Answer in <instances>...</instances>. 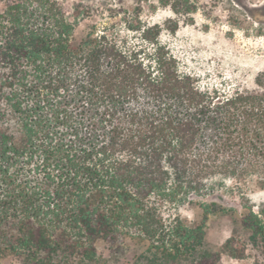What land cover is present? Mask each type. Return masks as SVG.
<instances>
[{
	"label": "trees",
	"instance_id": "16d2710c",
	"mask_svg": "<svg viewBox=\"0 0 264 264\" xmlns=\"http://www.w3.org/2000/svg\"><path fill=\"white\" fill-rule=\"evenodd\" d=\"M57 0L0 10V264H92L129 239L144 264H217L209 198L235 197L264 245V72L251 88L198 86L173 58L145 65L103 34L74 38ZM220 196V197H219ZM196 208L189 222L183 209Z\"/></svg>",
	"mask_w": 264,
	"mask_h": 264
},
{
	"label": "rangeland",
	"instance_id": "374dc122",
	"mask_svg": "<svg viewBox=\"0 0 264 264\" xmlns=\"http://www.w3.org/2000/svg\"><path fill=\"white\" fill-rule=\"evenodd\" d=\"M7 0H0L2 10ZM67 15L77 16L75 40L88 32L104 35L145 65L173 58L176 67L193 76L200 87L222 90L252 87L264 72V0H57ZM252 210H264V191L247 192ZM220 197V196H219ZM209 198L232 214L214 213L205 226V245L219 249L230 240L231 252L217 264H264V245H252L241 224L245 210L235 197ZM198 209L181 216L198 220ZM264 222V217H263ZM145 245L129 239L113 245L95 242L92 264H144ZM2 264H20L6 259Z\"/></svg>",
	"mask_w": 264,
	"mask_h": 264
}]
</instances>
